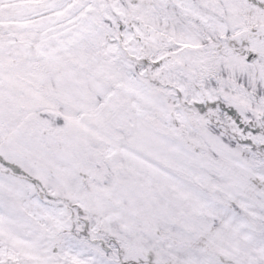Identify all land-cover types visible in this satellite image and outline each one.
<instances>
[{
	"label": "snow or ice",
	"instance_id": "1",
	"mask_svg": "<svg viewBox=\"0 0 264 264\" xmlns=\"http://www.w3.org/2000/svg\"><path fill=\"white\" fill-rule=\"evenodd\" d=\"M0 264H264V0H0Z\"/></svg>",
	"mask_w": 264,
	"mask_h": 264
}]
</instances>
